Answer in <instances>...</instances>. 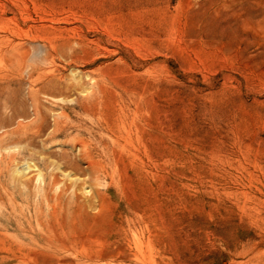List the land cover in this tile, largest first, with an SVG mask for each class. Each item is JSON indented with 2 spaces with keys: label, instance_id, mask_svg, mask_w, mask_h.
Masks as SVG:
<instances>
[{
  "label": "rangeland",
  "instance_id": "374dc122",
  "mask_svg": "<svg viewBox=\"0 0 264 264\" xmlns=\"http://www.w3.org/2000/svg\"><path fill=\"white\" fill-rule=\"evenodd\" d=\"M0 264H264V0H0Z\"/></svg>",
  "mask_w": 264,
  "mask_h": 264
}]
</instances>
